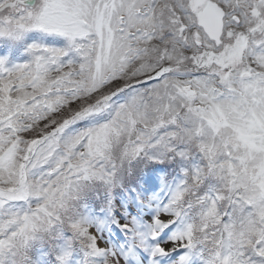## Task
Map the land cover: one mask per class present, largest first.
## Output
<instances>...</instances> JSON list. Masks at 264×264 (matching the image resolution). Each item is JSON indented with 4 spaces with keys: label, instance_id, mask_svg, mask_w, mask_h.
<instances>
[{
    "label": "snow or ice",
    "instance_id": "1",
    "mask_svg": "<svg viewBox=\"0 0 264 264\" xmlns=\"http://www.w3.org/2000/svg\"><path fill=\"white\" fill-rule=\"evenodd\" d=\"M0 264H264V0H0Z\"/></svg>",
    "mask_w": 264,
    "mask_h": 264
}]
</instances>
